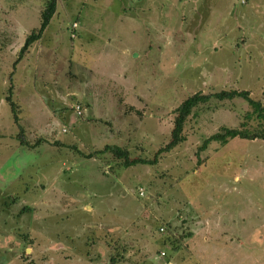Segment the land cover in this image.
<instances>
[{
  "label": "rangeland",
  "instance_id": "374dc122",
  "mask_svg": "<svg viewBox=\"0 0 264 264\" xmlns=\"http://www.w3.org/2000/svg\"><path fill=\"white\" fill-rule=\"evenodd\" d=\"M44 2L0 0V264H264V140L200 150L244 101L200 106L155 164L85 158H152L194 93L264 105V0H58L13 66Z\"/></svg>",
  "mask_w": 264,
  "mask_h": 264
},
{
  "label": "trees",
  "instance_id": "16d2710c",
  "mask_svg": "<svg viewBox=\"0 0 264 264\" xmlns=\"http://www.w3.org/2000/svg\"><path fill=\"white\" fill-rule=\"evenodd\" d=\"M58 0H45L44 7L40 11V22L38 28L32 30L24 39V42L17 53V59L15 60L13 66H15L21 57L28 51V48L35 42H37L44 30L47 28L50 19L56 13ZM74 31V30H72ZM9 94L11 93V87L8 90ZM217 101H232L240 99L246 103L250 108V111L246 112L242 121L236 128L220 127L216 133L211 134L208 138L203 141V144L200 150L205 149V146L211 141H221L224 142L227 139L231 138H240V139H255L259 138L264 140V105L260 100L253 99L250 96V93L246 90H219L214 93H194L186 97L175 109H174V119L172 123V128L170 130V135L167 143L164 147L159 148L152 158H143L140 156H131L130 152L119 146H106L100 151L93 152L91 154L85 155V158H91L96 153L110 154L115 160L121 162V165L124 168H128L134 165H152L157 162V159L163 153H167L172 150L174 147L179 145L185 140L183 130L187 119L190 116H195L197 109L200 106L206 105L210 100ZM6 102H8L11 110H13V102L10 99V95L6 97ZM16 118V117H14ZM252 119H255L259 127L257 129H248V122Z\"/></svg>",
  "mask_w": 264,
  "mask_h": 264
},
{
  "label": "built area",
  "instance_id": "2783aa9c",
  "mask_svg": "<svg viewBox=\"0 0 264 264\" xmlns=\"http://www.w3.org/2000/svg\"><path fill=\"white\" fill-rule=\"evenodd\" d=\"M242 3H243V1H242ZM73 27H75V25H73ZM73 33H71V35H72ZM73 36V35H72ZM79 109V107H76V110H78ZM78 114H79V112H78ZM162 256H163V254H162Z\"/></svg>",
  "mask_w": 264,
  "mask_h": 264
}]
</instances>
